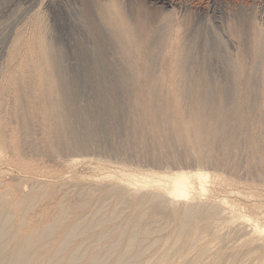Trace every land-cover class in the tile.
Segmentation results:
<instances>
[{
    "label": "rangeland",
    "instance_id": "obj_1",
    "mask_svg": "<svg viewBox=\"0 0 264 264\" xmlns=\"http://www.w3.org/2000/svg\"><path fill=\"white\" fill-rule=\"evenodd\" d=\"M98 6L106 9L99 11ZM121 11L124 15L122 18ZM166 16L169 17L168 21ZM126 17L131 23L140 21L145 24L151 31V42L158 46L152 73L145 81L140 75L131 73V84L118 82L116 78L115 82L109 83L107 76L97 79L94 76L96 67H101L103 73L113 72L120 76L127 68L142 65L136 58L131 63L125 62L130 56L123 52L121 44L124 38L116 35V31L120 30ZM91 18L93 22L90 24L88 21ZM184 20L187 23L185 36L193 46L190 59L195 70L192 76L203 71L196 62L200 58L206 60L211 78L217 84L215 88L232 81L230 91L233 97L242 91V85L236 78L239 64L234 66V63L240 50L244 49L249 62L243 79H249L255 89L253 103L256 111L259 104L257 100L262 99L264 94V86H261L264 84V59L254 56L249 41L255 31L264 30V0H0V140L4 142L0 147V183L2 189L7 188V195L14 193L10 189L12 186L17 187V191L27 192L30 177L52 183L62 180L95 182L108 188L119 182L121 188L109 198L108 208L116 197L125 196L129 201L122 206L118 219L121 220L123 215L136 208L130 206L129 202L137 191H131L124 185V179L131 173L152 175L155 172L164 174L202 168L210 175L206 183L208 191L202 195L196 194L195 203L205 202L209 198H224L236 213L251 217L264 228V173L258 170L259 158L254 155L259 143L264 148L262 121L248 124V121L243 123L235 114L227 116L223 131L234 138L228 144L223 140V135L218 133L214 136L206 120L198 128L188 127L183 135L173 136L170 127H153L165 123L166 118L172 116V110H166V107L157 111L151 106L150 99L161 90L170 92L174 88L172 83L180 59L178 50ZM166 22L170 26L169 33H162L158 27ZM90 26H95L99 38L93 37ZM37 29L56 42L58 48L52 52V58L67 72L70 97L72 101L75 100L72 115L83 120L85 117L93 118L92 121L101 124V132H104L96 138L94 131L92 134L93 127L75 124L84 137L81 145L75 147L63 134L64 130L58 132L55 125L47 120L46 128L57 133L60 138L57 141L61 145L52 138H45L46 146L54 155L46 153V150H43L44 153L34 152L32 147L20 149L17 154L24 166H18L12 161L8 148L13 136L20 132L15 121V105L23 103L14 95V81L26 69L37 76L35 79L38 78L43 58L39 57V51L32 52L33 48L30 47ZM237 29L242 32L240 40ZM204 39L206 42L202 44ZM37 80L34 81L37 83ZM142 83L145 84L141 86ZM140 87L142 97L134 98ZM112 89L121 91L118 96L115 95L122 104L119 129L118 125L117 128L112 125L108 111L101 110L103 103L111 98ZM29 102L33 105L34 138L40 140L41 129L37 122L42 119L41 108L48 104L32 94L28 98ZM188 119L190 114L186 115L185 120ZM168 134L172 138L167 141ZM124 140L128 141L126 145H123ZM146 144H150L148 149ZM69 158H75L76 162L68 164ZM249 162L251 167L248 166ZM71 192L72 188H58L56 195L44 196L33 210L39 213L42 206L53 205L57 198L72 201L74 193ZM35 211L30 214H35ZM161 223L165 224L162 232L146 240L148 242L156 237V245L149 248L136 264L146 261L156 264L166 245L173 241L174 222L163 213ZM228 225L224 224L222 228V233L229 237L224 238L226 242L214 240L213 233L203 238L202 242L208 245V254L204 256L202 264H209L216 252L223 254L222 264L232 261L234 253L246 249H252L255 256L262 253L264 248L255 244L264 240V231L258 233L257 238H249L236 233L238 228L233 231L236 220L231 219ZM230 235L234 239L228 242ZM196 251V248H190L186 243L177 251L173 263L186 254L196 256ZM255 263L257 258H251L246 264Z\"/></svg>",
    "mask_w": 264,
    "mask_h": 264
},
{
    "label": "bare ground",
    "instance_id": "obj_2",
    "mask_svg": "<svg viewBox=\"0 0 264 264\" xmlns=\"http://www.w3.org/2000/svg\"><path fill=\"white\" fill-rule=\"evenodd\" d=\"M105 9L103 6H98L99 11ZM120 17H124L122 11ZM165 19L168 21L169 17L166 16ZM89 20L88 22L91 24L92 18ZM123 22V25L119 27L120 30L116 31V35L124 38L121 48L126 55L130 56L125 62L131 63L136 58L142 65L129 67L120 76L113 72L103 73L101 67H96L94 76L97 79L107 76L109 83L115 82L116 78V80H120L118 82L131 84V73H134L140 75L145 81L152 73L158 46L151 42V31L145 24L140 21L131 23L127 17ZM90 27L93 37L99 38L95 26ZM158 29L162 33H169L170 26L166 22ZM186 30L187 23L184 20L182 21L183 35L180 38L178 50L180 59L174 83H172L174 88L170 92L161 90L150 99L151 106L157 111L161 107H166V110H172V116L166 118L165 123L153 127H170L173 130V136L183 135L188 127L198 128L206 120L214 131L212 132L215 133L214 136L216 137L218 133L223 135V140L228 144L234 138L223 131L226 117L235 114L240 117L243 123L247 121L248 124H255L259 121L264 123V94H262V99L257 100L259 104L254 111L255 89L249 79H243L246 75L244 70L249 62L248 57L244 54V49L240 50L238 59L234 63V66L239 64L236 78L242 85V91L237 96L233 97L231 94L232 81L230 84L215 88L217 84L211 78L206 60L203 61L202 58L196 62L203 68L202 73L192 76L194 74L192 71L195 70L190 59L193 46L185 36ZM236 34L240 40L242 38L241 30L237 29ZM48 38L37 29L30 46L33 48L32 52L39 51V57L43 58V66L40 67L38 80L35 79L36 75H32L30 70L26 69L14 81V95L16 98H20L23 103L15 105V121L20 132L13 136L12 143L8 145V148L12 161L18 166H24L17 154L20 149L32 147L34 152L42 151L44 153L43 150H46L45 152L48 154L53 153L46 146L45 138H52L61 145V142L57 141L60 139L57 133L46 128L47 120L55 125L58 132L61 133L64 130L63 134L72 141L75 147L84 141L81 129L77 130L75 124L80 123L82 124L80 126L93 127L92 134L95 133L96 138L104 132H101L103 127L100 123L97 125L95 121H92L93 118L85 117L83 120L72 115L75 100L72 101L70 97L67 72L61 64L53 61L52 52L56 51L58 47L56 42L50 40L51 36ZM204 42H206L205 39L202 44H205ZM208 43L209 41L206 45ZM243 44L242 46H244ZM249 44L254 56L264 59V30L255 31ZM205 47L207 49V46ZM35 54L37 55V53ZM246 73L248 75V72ZM34 80H37V83ZM145 83H142L141 86ZM112 90L111 98L103 103L104 106L101 110L108 111L107 115L109 113L112 125L117 128L121 122L122 104L115 98V95L118 96L117 94L121 91L120 89ZM31 94L34 97H41L48 104L47 107L41 108L42 119L37 122L41 129L42 139L40 138V140L34 138L35 129L31 112L33 105L28 103ZM133 97H142V87ZM56 108H58L57 111ZM187 114H190L188 121L185 120ZM70 129L73 130L69 131ZM166 138L168 141L172 137L168 134ZM127 142L124 140L123 145H126ZM3 143L0 140V147ZM149 145L146 144V149L149 148ZM254 155L259 158L258 170L264 173V148L260 143L256 146ZM68 162V164H72L76 162V159L69 158ZM248 166L251 167L250 162ZM23 176L21 177L23 178ZM209 176V173L202 168L164 174L155 172L152 175L133 172L124 179V185H127L131 191H137L129 202L130 206L136 208L123 215L121 220L118 219L121 217L122 206L129 201L125 196L116 197L108 208L109 198L113 197V194L121 188L119 185L122 184L119 182L108 188L107 185L100 186L95 182L80 183L62 180V182L52 183L30 177V187L27 192L22 193L17 191V187L12 186L10 188L12 191H10H14V193L10 196L7 195V188L2 189L0 183V264H136L149 248L156 245V237L148 242L146 240L165 227V224L161 223L163 213L174 222L175 237L172 242L166 245L163 254L157 258L156 264H202L204 256L208 254V245L206 242H202L203 238L208 236V233H213L214 240L218 242L229 238L226 236L227 234L222 233V228L224 224L228 225L231 219L237 221L233 231L238 228L236 233L244 234L249 238L252 236L257 238L258 233L264 231V228L251 217L236 213V210L224 198L217 200L209 198L205 202L195 203L196 194L202 195L208 191L206 183ZM63 187L72 188L73 192L71 193H74L72 201L66 202L65 199L57 198L53 205L40 207L41 210L38 209L40 215L33 210L44 196L52 197L56 195L58 188ZM32 211H35V214H30ZM224 229L226 230L227 227ZM230 236L228 242L234 239L232 235ZM186 243L190 248L197 249L196 256L186 254L173 263L177 251L181 250ZM256 244L255 246L264 248V240L260 241L258 245ZM248 250L234 253L235 258L225 264L234 262L246 264L251 258H257L255 264H264V250L259 256L253 255L252 249ZM222 257V253L216 252L213 258H210L209 264H222ZM144 264L150 263L146 261Z\"/></svg>",
    "mask_w": 264,
    "mask_h": 264
}]
</instances>
